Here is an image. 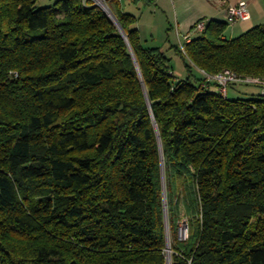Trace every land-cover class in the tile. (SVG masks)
Masks as SVG:
<instances>
[{
    "label": "trees",
    "instance_id": "16d2710c",
    "mask_svg": "<svg viewBox=\"0 0 264 264\" xmlns=\"http://www.w3.org/2000/svg\"><path fill=\"white\" fill-rule=\"evenodd\" d=\"M38 1L0 0V264H264V95L205 75L264 77V22L207 20L181 78L121 0L136 60L95 0Z\"/></svg>",
    "mask_w": 264,
    "mask_h": 264
},
{
    "label": "rangeland",
    "instance_id": "374dc122",
    "mask_svg": "<svg viewBox=\"0 0 264 264\" xmlns=\"http://www.w3.org/2000/svg\"><path fill=\"white\" fill-rule=\"evenodd\" d=\"M54 1L39 0L37 5L45 7L53 4ZM247 1L251 2V0ZM109 3L115 9V0H110ZM258 3L252 6L256 19L253 21L255 24L250 28L264 22V0H259ZM120 4L125 12L137 16L136 25L144 45L160 46L166 51L172 57L176 76L181 78H187L191 73L186 67L184 59L175 50V47L172 48V45L180 43L187 30L191 31L189 24H191L190 22H194L191 20H196V22L203 20L206 22L207 20L214 19L201 16H215V19L225 20V0H138L137 2L134 0H121ZM248 7L249 11H251L250 6ZM180 21L182 22L181 26L178 25ZM229 27H231V24ZM229 27L226 33L231 37L233 35H231V28ZM242 33H237L233 37L239 36ZM191 34L197 36L199 31L194 29ZM191 72L193 73V80L196 77H203L202 73L196 68H192ZM233 89L234 87L229 88L230 98H248L252 94L258 95L261 93V88L254 85L239 84L235 86V89H237L236 93ZM179 235L181 239H185L188 236L186 219L181 223Z\"/></svg>",
    "mask_w": 264,
    "mask_h": 264
},
{
    "label": "built area",
    "instance_id": "2783aa9c",
    "mask_svg": "<svg viewBox=\"0 0 264 264\" xmlns=\"http://www.w3.org/2000/svg\"><path fill=\"white\" fill-rule=\"evenodd\" d=\"M251 18V13L249 11L248 3L245 1H240L237 4L230 5L228 7V20L231 23H235L237 21L249 20ZM206 23L205 21L199 22L196 25V31H203L205 29ZM190 36H184V42H180V48L185 52V43L190 41ZM203 73H205L203 71ZM209 80L215 81L219 87V91L227 96L229 92V88L232 85L246 84V85H256L261 88V93L264 95V77L260 76H252V75H242L235 72L232 69L226 68L223 71L210 75L205 73Z\"/></svg>",
    "mask_w": 264,
    "mask_h": 264
},
{
    "label": "crops",
    "instance_id": "0c3cea01",
    "mask_svg": "<svg viewBox=\"0 0 264 264\" xmlns=\"http://www.w3.org/2000/svg\"><path fill=\"white\" fill-rule=\"evenodd\" d=\"M240 1H245L248 3V6H250L251 18L249 20H246V21L240 20V21H237L235 23H231L228 20V7L230 5L239 3ZM258 2H259V0H251V2L250 1L248 2L247 0H225V9H224L225 10L224 11L225 20L224 21H227L231 24V27H229V28H231V35L234 36V35H237V33L245 32V29H250V27L255 24V22H253V21H254V19H256V16H255L254 10L252 9V6L256 5V3H258ZM201 17H207L208 19L209 18H216L215 16H211V17L210 16L209 17L208 16H201ZM191 21H194V22H190L191 24H189L190 27L192 28V26L196 23V20H191ZM180 22H178L179 26H181V24H182V22L181 23ZM191 33H192V31L187 30L186 33L184 34V36L193 37V35ZM184 36H183L182 40H184ZM233 36H231V37H233ZM178 44H180V43H176V45H178ZM234 92L236 93V91H234Z\"/></svg>",
    "mask_w": 264,
    "mask_h": 264
},
{
    "label": "water",
    "instance_id": "95a60500",
    "mask_svg": "<svg viewBox=\"0 0 264 264\" xmlns=\"http://www.w3.org/2000/svg\"><path fill=\"white\" fill-rule=\"evenodd\" d=\"M96 4H98L99 6L102 7V9L111 17V19L116 23V25L119 27L121 33L124 35L128 45H129V48L131 50V53L132 55L134 56L135 58V55H134V52L130 46V43H129V40H128V36L125 32V30L122 28L121 24H120V21L118 20V18L116 17V15L114 14V12L112 11V9L110 8V6L108 5V3L106 2V0H95ZM136 60V58H135ZM137 62V61H136ZM164 170V169H163ZM164 196H165V207H167V198H166V188L164 186ZM170 240H169V235H168V258H169V261H170Z\"/></svg>",
    "mask_w": 264,
    "mask_h": 264
}]
</instances>
